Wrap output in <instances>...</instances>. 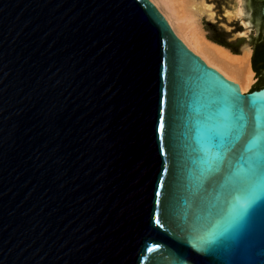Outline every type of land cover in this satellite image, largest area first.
Segmentation results:
<instances>
[{"label": "water", "instance_id": "water-1", "mask_svg": "<svg viewBox=\"0 0 264 264\" xmlns=\"http://www.w3.org/2000/svg\"><path fill=\"white\" fill-rule=\"evenodd\" d=\"M252 73L242 92L150 0H0V264H264Z\"/></svg>", "mask_w": 264, "mask_h": 264}, {"label": "bare ground", "instance_id": "bare-ground-1", "mask_svg": "<svg viewBox=\"0 0 264 264\" xmlns=\"http://www.w3.org/2000/svg\"><path fill=\"white\" fill-rule=\"evenodd\" d=\"M150 1L159 9L172 30L189 49L225 77L236 82L241 91H246L254 78L250 65L251 47L244 43L239 53H233L227 47L204 36L201 19H214L211 4H206L203 0ZM245 6L244 0H229V4L223 7L222 15L228 22L239 20L240 26L248 28L249 20H242L245 16ZM237 34L241 38L245 32Z\"/></svg>", "mask_w": 264, "mask_h": 264}, {"label": "rangeland", "instance_id": "rangeland-1", "mask_svg": "<svg viewBox=\"0 0 264 264\" xmlns=\"http://www.w3.org/2000/svg\"><path fill=\"white\" fill-rule=\"evenodd\" d=\"M206 4H211V8H213L214 19L208 20L206 18L201 19V28L204 31V36L213 41L227 47L233 53H239L241 51V47L244 43H247L251 47L254 45V38L251 34L256 33L258 29V25L250 24L248 28H243L240 26L239 22L235 23V21L228 22L223 14V7L229 4V0H203ZM246 3V0H244ZM246 9L245 16L242 20H249V13ZM216 14V15H215ZM250 22V21H249ZM245 32L241 38H239V34L237 33ZM238 35V36H237ZM243 38V39H242ZM251 59V54H250ZM251 65V64H250ZM252 83H256L255 78H253ZM249 87L246 89V91ZM245 92V91H242Z\"/></svg>", "mask_w": 264, "mask_h": 264}, {"label": "flooded vegetation", "instance_id": "flooded-vegetation-1", "mask_svg": "<svg viewBox=\"0 0 264 264\" xmlns=\"http://www.w3.org/2000/svg\"><path fill=\"white\" fill-rule=\"evenodd\" d=\"M247 5L249 9V21L250 24H256L259 27H262V19L261 8L264 5V0H247ZM240 22L239 20L235 21V23ZM238 24V23H237ZM263 49H264V34L257 37L256 42L252 48L250 64L253 71L257 74L264 71V58H263ZM262 52V53H260ZM258 55L259 59L255 63L258 68L254 70L252 60L255 59V55ZM261 57V58H260Z\"/></svg>", "mask_w": 264, "mask_h": 264}, {"label": "snow or ice", "instance_id": "snow-or-ice-1", "mask_svg": "<svg viewBox=\"0 0 264 264\" xmlns=\"http://www.w3.org/2000/svg\"><path fill=\"white\" fill-rule=\"evenodd\" d=\"M216 183H217V180L214 177L209 176L207 186L202 185V192L207 194L211 191H214ZM205 199H206V195H201L196 201H194L195 207L197 210H199L202 207ZM196 239H199V237H197ZM205 250H208V249L206 248Z\"/></svg>", "mask_w": 264, "mask_h": 264}, {"label": "trees", "instance_id": "trees-1", "mask_svg": "<svg viewBox=\"0 0 264 264\" xmlns=\"http://www.w3.org/2000/svg\"><path fill=\"white\" fill-rule=\"evenodd\" d=\"M260 53H262V52H260ZM263 58H264V49H263ZM261 58V57H260ZM259 59V57H258V55L256 54L255 55V59H253L252 60V63H253V68H254V70H257V68H258V66L255 64L256 62H257V60ZM264 60V59H263ZM263 85V83H257L253 88H258V87H260V86H262ZM252 88V89H253Z\"/></svg>", "mask_w": 264, "mask_h": 264}]
</instances>
